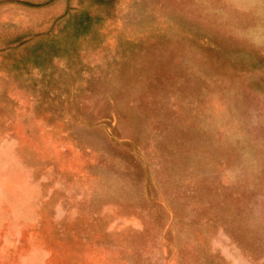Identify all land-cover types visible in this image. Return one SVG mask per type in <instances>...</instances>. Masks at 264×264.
I'll list each match as a JSON object with an SVG mask.
<instances>
[{"label": "rangeland", "instance_id": "1", "mask_svg": "<svg viewBox=\"0 0 264 264\" xmlns=\"http://www.w3.org/2000/svg\"><path fill=\"white\" fill-rule=\"evenodd\" d=\"M0 264H264V0H0Z\"/></svg>", "mask_w": 264, "mask_h": 264}]
</instances>
